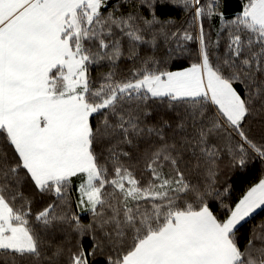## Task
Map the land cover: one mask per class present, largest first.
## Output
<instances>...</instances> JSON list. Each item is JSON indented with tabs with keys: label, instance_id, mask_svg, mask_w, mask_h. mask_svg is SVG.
Returning <instances> with one entry per match:
<instances>
[{
	"label": "snow or ice",
	"instance_id": "6c2138e0",
	"mask_svg": "<svg viewBox=\"0 0 264 264\" xmlns=\"http://www.w3.org/2000/svg\"><path fill=\"white\" fill-rule=\"evenodd\" d=\"M234 2L0 0V264H264V176L223 181L264 164V0Z\"/></svg>",
	"mask_w": 264,
	"mask_h": 264
},
{
	"label": "trees",
	"instance_id": "16d2710c",
	"mask_svg": "<svg viewBox=\"0 0 264 264\" xmlns=\"http://www.w3.org/2000/svg\"><path fill=\"white\" fill-rule=\"evenodd\" d=\"M238 5L234 2V0H229V4L227 7V11L229 14L233 12L234 9H236ZM171 14L176 21L182 22L184 17L183 13L179 10H170L169 12L163 13V15H169ZM184 64H176L174 67H183ZM127 63L122 65V68H126ZM101 71H107L106 67L95 69L92 73L93 77H96L100 74ZM225 175L223 176V181L229 184L230 186V193H231V199L233 202H236L243 194L244 192L255 182L258 181L261 176H264V164H261L258 160L255 161L252 165L249 166L248 169L245 170H235V169H228L225 168ZM76 196V193L73 192V197ZM39 205H34V208H38ZM83 221L85 223L88 222V217L85 214L83 216ZM260 222H264V213H261L260 215L256 216L254 220H252L250 223L246 224L241 229V243L243 244L246 241L248 231L253 228L255 225L259 224ZM86 243V247H87Z\"/></svg>",
	"mask_w": 264,
	"mask_h": 264
}]
</instances>
